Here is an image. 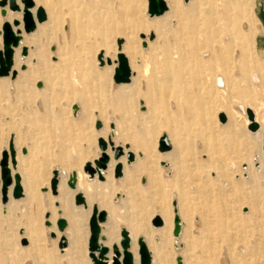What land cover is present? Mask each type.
Masks as SVG:
<instances>
[{
	"label": "rangeland",
	"instance_id": "rangeland-1",
	"mask_svg": "<svg viewBox=\"0 0 264 264\" xmlns=\"http://www.w3.org/2000/svg\"><path fill=\"white\" fill-rule=\"evenodd\" d=\"M40 1L39 6L44 9L47 18L55 14L59 22H63L60 30L65 41L71 37V20L78 21L82 41L74 45V50L64 46V58L70 60L84 54L88 66L92 65L89 58L92 53L97 51L94 56L96 62L97 54L103 53L99 49L102 42L112 39L115 51L118 39L123 40L121 47L125 46V36L107 31L109 24L115 22L119 25L115 15L120 3L125 4L128 17L135 14L147 24L158 22L160 28L135 31L138 48L147 56L142 62L139 56L134 59L125 56L132 73L128 84L115 85L112 81L115 65L112 64V68L106 65L99 67L97 62L94 69L96 78L85 102L71 96L66 76L57 78L54 93L49 97L18 100L10 93L13 92L10 89L16 77L13 80L10 77L0 78V155L7 150L10 139H17L19 146L16 151L23 160L20 164L22 173H15L23 179L22 174L25 175L29 168L42 170L49 197L54 199L49 185L52 172L60 169L62 164L59 159L61 153L71 173L70 170L80 164L81 153L92 160L98 157L101 152L99 138L106 143L110 139L114 146L125 149L130 143L139 144L140 131L146 129V139L150 142L155 139L154 152L159 154L157 141L164 135L172 145L175 144L172 154L179 162L175 168L176 176L170 179L169 184L163 181L171 176L167 166L170 157H165L155 165L160 179L155 185H158L157 189L145 191L140 198L131 199L121 188H97L91 210L104 211L106 216L110 208L116 212L100 228V236L105 238L106 233H110L113 241L109 246L118 245L120 232L128 230L126 221L140 223L143 231L134 238L138 264L137 241H144L143 232L148 233L153 228L150 221L159 217L161 210H168L171 237L175 209L179 219H182L181 229H185L187 224L191 228L186 227L182 237L180 229L175 245L166 241L163 264H177V258L181 264H264V154L261 142L243 127L244 119L247 120L244 111L248 107L257 112L259 121L264 122V76L257 73L261 72L259 66L264 64V56L261 61L262 53L255 50L256 47L264 48V23L258 18L259 5L264 10V0H220L217 8L214 7L216 0H188L187 3L177 0L181 16L192 17L198 28L207 34L203 61L200 64L190 62L182 82L165 78L154 84L147 81L153 69V58L156 54L168 52L172 25L177 26L176 19L169 20L167 0H164L167 12L151 19L147 16L146 0H76L72 7L67 0ZM2 19L0 15V30ZM35 30L28 35L22 34L21 41H28ZM150 32L154 34L151 42L147 40ZM141 34L146 37L145 48L141 46ZM21 46L27 48V53L33 50L30 44L22 43ZM56 49L57 46L52 45L48 51ZM19 57L18 49L15 65L12 66L17 74L27 70L24 65V70L20 71L22 64ZM145 65L148 66L146 70ZM38 83L42 85V82ZM116 90L134 95L133 106L115 99L113 94ZM147 95L155 103L153 113L145 105ZM199 101L203 104L202 112L197 108ZM233 111L236 114L232 115ZM219 113L226 117L224 124L218 121ZM21 149L29 150L27 159L21 154ZM138 149L130 151L134 160L140 156ZM108 154L112 160L113 154L110 151ZM124 161L126 164L125 157ZM121 178H113L112 168V187L117 186L119 183L116 182ZM136 182L140 186L146 180L140 178ZM43 188L44 185L38 188L40 194ZM66 189L71 191L68 187ZM10 195V200L14 201ZM7 204V201L2 204L0 200V264H91L87 256L91 211L87 218L81 219L80 238L76 246L66 247L67 253L61 256L58 241L54 242V235L47 229L50 225L47 222L49 212L42 210L30 226L38 239L28 244L30 253H24L22 248L27 243L20 238L23 227L18 224L15 213L5 209ZM72 206L82 208L75 206L74 201ZM51 208V218L56 222L57 204L53 203ZM183 212L188 215L186 220L182 218ZM54 229L58 232L55 223Z\"/></svg>",
	"mask_w": 264,
	"mask_h": 264
},
{
	"label": "bare ground",
	"instance_id": "bare-ground-1",
	"mask_svg": "<svg viewBox=\"0 0 264 264\" xmlns=\"http://www.w3.org/2000/svg\"><path fill=\"white\" fill-rule=\"evenodd\" d=\"M32 1L34 3V8L31 9V13H32V15H34L35 10L38 8L39 3H41V1L40 0H38V1L32 0ZM67 2L68 3L71 2V4H69V6L72 7L73 4L76 2V0H67ZM187 2H188V0H187ZM187 2H184V3H187ZM220 2H221L220 0L214 1V7L215 8L219 7ZM146 4H147V2H146ZM167 5L169 7V14H168L169 20L170 19H176L177 20V26L172 25L173 30L170 31L171 41H170V46H169L168 52H166L164 54H156L155 53L156 55L153 58L154 59L153 69H152L150 76L147 78V81L149 83H152V84L156 83L158 80L161 81L165 78H174V79L179 80V81H181L183 78H185L186 69H187L188 65L190 64V62L193 61V62L200 64L203 61L202 53L204 52V50L206 48L205 43H206V40L208 39L206 36L207 35L206 32L203 30L201 31L198 28V26L194 23V20L192 17L181 16V12H180V9L178 7V1L177 0H167ZM19 6H20V9H22V6L21 5H19ZM118 7H119V11L116 13L115 16H116L117 21H119L118 22L119 25L116 24L115 22L111 23L107 27V31L116 32L117 34L125 36L127 38V42H126L125 46L121 47V50H120L121 53H124V56H128L132 59L139 56L141 59V62H142V61H144L143 59H145V56H147V55H146L145 51L139 50V48H138L139 42L136 40V36L134 35L135 31H138V32L139 31H145L149 28H153V29L157 30L160 28V24L158 22H153L151 24H147L145 22L140 21V17L135 15V14L132 15L131 17H128L125 14V10H124L125 4L123 2L120 3V5H118ZM168 7H167V10H168ZM221 10H222V8H221ZM20 17H21V12L11 13L7 10L6 16L2 17L3 18L2 21H3V23L8 22L11 24L12 23L11 21L16 19V20H19L21 22ZM158 17H160V16H158ZM148 18H150V17H148ZM152 18H157V17H152ZM2 24H1V26H2ZM62 24H63V22L62 21L59 22L58 17L55 14L52 15L51 17L50 16L48 18L46 17V20L44 22H42L40 24L36 23V26H35L36 30L34 29L35 32H34V34H32L31 38L28 41H26V40L20 41L19 46L16 49H14L13 64L15 65V60H16V57L18 54V49L21 52V48L25 47V46H21L22 43L30 44L33 47V50L26 53V56L23 57L20 55V57H19L20 64H22L19 67V69H20V71H23L24 69H21V67H24V65H26V69H27L26 72L23 71V72L17 74V71L12 69V71H16V74H17V76H15L16 78L14 77L16 80L13 82L12 89H10V91H13L10 93H12V97L14 99H17V100L18 99H24V98L25 99H28V98L29 99H34V98L44 99L49 94L54 93V87H55L57 78L60 76H66L69 80L71 96H73L74 99H78L80 102L86 101V96L90 93V91L93 87L95 78H96L94 69L97 66L98 60L96 59L97 62L94 61V56H95V53L97 51H95L94 53H92L89 56L91 63H92L91 66H88L86 64V55H84V54L80 55V56L76 55V56L72 57L70 60L64 58L65 53H64L63 47L68 45L70 47V49L74 50V45L76 43L79 44L82 41V38L79 37V33H78V31L81 27L80 24L78 23V21L72 19L70 22V30H69L71 33V37H69V41H65L64 40L65 39L64 33L62 30H60ZM124 26H126L125 29L120 28V27H124ZM21 28L22 27L20 25L19 29L21 30ZM150 33H152V32H150ZM22 34H24V33H22ZM149 34H148V36H149ZM24 35H28V34H24ZM141 35H143V34H141ZM148 36H147V40H148ZM139 38H140V36H139ZM145 39H146V37L144 36V39H141L142 42H145L144 41ZM21 40H22V38H21ZM149 42H151V41H149ZM167 42H169V40ZM59 43H61V48L59 46L60 45ZM52 45L57 46V49L55 51L53 50L54 52L53 51L49 52L48 48ZM99 49L103 50V53L100 52L98 54H102L104 65H106L105 60L108 58L111 59V62H112L111 65L112 64L115 65L114 64V61H115L114 57L116 58L118 50L116 48V51H117V53H116L115 48L112 44V39L108 42H102L99 45ZM26 51H27V48H26ZM51 58H53L54 60L51 61ZM96 58H97V56H96ZM111 65H106V66H110L109 68H112ZM143 65H144V62H143ZM146 65H148V64L146 63ZM146 65L144 67L145 70L148 67V66L146 67ZM99 67H102V66L99 65ZM115 67H116V65H115ZM113 72H114V69H113ZM131 75H132V73H131ZM7 77H10V76H7ZM0 78H5V77H0ZM14 78L10 77V79H12V80ZM196 81L198 82V79H196ZM38 82H42V85L39 83L41 86L40 87L36 86L35 87L36 89H35L34 85L36 83L38 84ZM126 84H128V83H126ZM117 85H119V84H117ZM120 85H124V84H120ZM122 91L123 90H116L113 94L114 98L118 99V100H123L125 102V104H127L129 106H133L134 95H132L131 93L124 94ZM220 91H223V89H220ZM74 103H76V102H74ZM11 105H13V103H11ZM145 105L147 107V110L149 109V110H151L150 113H153L155 103L152 101V99L149 95H147V97H146ZM197 108H198L199 112H202L203 104L201 101H199L197 103ZM247 109L250 110L249 107ZM247 109H245L244 113L246 112ZM252 113L254 116V120L259 125V130L255 133H252V137H257L258 141L261 142L262 132L264 131V122L258 120L256 111L252 110ZM220 114H222V113H219L217 115V118ZM234 114H236V113L233 111L232 115H234ZM245 115H246V113H245ZM246 118H247V116H246ZM225 119H226V117H225ZM247 120L244 119V121H243V127H246V130H247V124H249L248 123L249 121H247ZM227 121H228V117H227ZM227 124H228V122H227ZM110 129H111V127H110ZM147 131L148 130H146V129L144 131H140L141 137H140V143L139 144L136 145V144L130 143L128 145V148L125 147V149L120 147L122 149L123 155L117 161H114L113 158H112L113 161L111 160L110 155L108 154V151H110L113 154L112 149H115L119 146H114L115 144L113 145L112 142L110 141V139H108V141L106 143V141H104L102 138H99L105 142V144H106L105 154L109 157V162L107 164L106 170L101 171L102 180H104V181L102 182V180L98 179L97 173H94V175L92 177H90L89 175H87L83 172V167L86 163H90V166L92 168H94L93 161L98 159L102 152H100L98 157L96 159H93V160H92V158H89L87 155L81 153L80 164L77 165L73 170H70V171H72L71 173L74 172L76 174L75 189L71 190V191H68L66 189V187H67L66 181L70 177L71 173L69 172V168L67 165L68 162L65 159L64 154L61 153L59 155V159H60L62 164L60 166V169L57 170L58 171V184H57V188H56V195L51 194L50 187H49L50 194L52 196H55L54 199L49 197L48 188L46 185L47 181L44 183V181L42 179V174H43L42 170L36 171L33 169L34 170L33 171L31 168H29L28 172L25 175L22 174L23 179L18 173H15V172H21L22 171V170L20 171V164L22 163L23 159L19 156L18 151H16L17 146H19L17 139H13V140L10 139V141H12V145H13V148L15 151V166L12 167L10 160L8 158V167H9L10 174L12 177V184L9 186L8 191H7V198H6L7 200L6 201L8 204L5 207V209L8 210V212H14L15 217L18 221V224H20L23 227V229H22L23 233L20 234V238H24L22 240L25 243H27L22 248L24 253H30L31 248L28 246V244L31 245L34 241H36L38 239L36 232H34L30 228V226H31L33 220L40 215L42 210H48V212H49V217L47 218V222L50 225H49V227H47V229H48V231H50V234L54 235V242L58 241L57 245L61 240H64V242H65V247L58 248V252L60 253V255L64 256L68 250V248H66V247L76 246V244L80 238L79 237L80 236L79 227L81 224V219L83 217H84V219L87 218L90 214V211H91V215H92L93 210H95L96 214L100 213L96 210V208H92V210H91V205L94 204L93 198L96 195V189L97 188H99V187L104 188V189L121 188V189L125 190V192H126L125 194H128L129 197L131 196V199L140 198V194L144 193L145 191L150 190V189H157L156 187L158 185L157 186H155V185L159 184L160 179H158V176L156 174L158 171L155 168L156 167L155 165L158 163V161L165 159V157H167V158L170 157V158H168L169 162H167L168 163L167 166H168V173L170 171L171 176L170 177L167 176V178H165L163 181H165L166 184L167 183L169 184L170 179L174 178L176 176V169L175 168H176V165L179 164V162L177 160V156H174V154H172L174 152L175 144L172 145V143L169 142L170 141L169 140L168 142L171 143L170 145H172L170 151L165 152V153H160L157 151L159 154H156L154 152L155 139L152 142H150V140L146 139V135H148ZM249 133H251V132H249ZM13 138H14V136H13ZM157 144H158V141H157ZM108 147H109V150H108ZM136 149L139 150V153H140L139 158H135L134 162H131V164L126 163V164H129V165H126L125 161H124V157L126 160V155L128 153H131L130 151H135ZM22 150H25V149H21V151ZM3 151L8 152V146H7V150H3ZM21 154L25 155V157L27 159L29 156V150L26 149L25 153L23 154L21 152ZM0 158H1V155H0ZM84 161H88V162H84ZM83 162L85 163L84 165H82ZM118 163H120L122 165V176H121L122 178L120 177L121 180L119 182H116V183H119L117 186L114 185L115 187H112L113 181L111 179V172H112V168L114 170L115 165ZM166 167L164 169H167ZM81 168H82V171H81ZM66 171H68V172H66ZM15 174H17L20 178V186H21V190H22L21 197L22 198L20 197L21 198L20 200L14 199V201H11L9 198V195L11 194L12 189H13V175H15ZM134 178H136V180ZM140 178H144L146 180V182H145V184L139 186L136 181ZM157 180H158V183H156ZM124 181H125V183H124ZM99 183H101V184H99ZM43 185L45 186V188L41 189L44 191H41L42 193L40 194L38 192V188L43 186ZM215 189L217 190V188H215ZM199 192H200V189H199ZM77 194H81L83 199H84V205H79L82 207L81 209L75 208L72 206V201H74V197ZM0 197L2 199L1 194H0ZM11 198H12V196H11ZM5 203H2V204H5ZM53 203L57 204V211H58L57 221L62 220L65 223V228L63 229V231L57 232L54 229V223L56 225L57 221L55 222L54 219L51 218V214L53 211L51 206ZM79 206H77V207H79ZM183 211H185V210H183ZM101 212H104V211H101ZM180 212L182 213V211H180ZM204 213H205V211H204ZM173 214H174V212H173ZM115 215H116L115 209L110 208L109 212H107L105 223L104 222H103L104 224L101 223L99 225V227L102 228L103 225L107 224L108 221L111 218H113V216H115ZM159 215L160 216L157 218H159L161 220V222H162L161 226L162 227L161 226L160 227H153L151 225L153 228H151L150 232H148V233L143 232L144 233V236H143L144 241L143 242L146 245V248L150 254L151 264H163V262H162L163 247H164L167 240L171 241L173 243V245H175L178 242V239H177L178 237H174L173 235L170 237L171 215L168 212V210H166V209L161 210L159 212ZM174 215H177V212ZM174 215H173V218H174ZM179 216L177 215L178 220H179V224H180V229H181V227H182L181 223H180L181 218L179 219ZM155 218L156 217H154L153 219H155ZM182 218H183V220H186L188 218V215L186 212H183ZM151 221H150V224H151ZM181 222H182V219H181ZM126 226L128 228V230H126V233H127V236H128L129 242H130L129 252L131 253V255L133 257V264H136V256H135L136 245H135L134 238H135L136 234L141 233L143 231V229L141 228L140 223H138V222L132 223V222L126 221ZM186 227H187V229L190 230L191 225L187 224ZM186 227H185V229L184 228L181 229V234L179 233L180 237H182L184 232H186ZM172 229H173V220H172ZM180 237H179V239H181ZM25 239H27V241ZM102 239H104V241H102ZM112 239L113 238H112L110 233H106L105 238H103L102 236H100V238H99V244L103 247L108 248V250H109V253L107 254L108 264L112 263V253H111L112 246H117V248L120 251L119 243H118V245L115 244V245L109 246L110 243L113 241ZM175 239H177V240H175ZM138 240H140V239H138ZM175 249L176 248H174V250ZM137 250H138V245H137ZM177 259H179V258H177ZM180 264H181V262H180Z\"/></svg>",
	"mask_w": 264,
	"mask_h": 264
},
{
	"label": "water",
	"instance_id": "water-1",
	"mask_svg": "<svg viewBox=\"0 0 264 264\" xmlns=\"http://www.w3.org/2000/svg\"><path fill=\"white\" fill-rule=\"evenodd\" d=\"M147 2V15L148 17H158L164 14L167 11V5L164 0H146ZM187 2V0H184ZM22 9H20V6ZM34 8V3L32 0H0V15L2 17L6 16L7 10L11 13H19L21 12V22L19 20H13L12 23L4 22L1 26L0 37L2 42V50L0 51V77L10 76L14 78L16 76V71H12L13 65V54L14 49H16L21 41L22 33L29 34L34 31L36 23L40 24L46 20V14L42 7H38L35 10L34 15L31 13V9ZM258 18L264 23V10L261 5H259ZM21 25V30L19 29ZM141 39H144V35H140ZM154 39V34L150 33L148 36V40L152 41ZM118 53L116 55L114 64L116 67L114 68V72L112 75V81L115 85L117 84H126L130 81L131 71L128 65V60L121 53V45L123 44L122 39H118L116 41ZM141 46L143 48L146 47V43L142 42ZM26 48L22 47L20 55L26 56ZM100 66L104 65V61L102 58V54H98L97 58ZM106 65H111V60H105ZM24 69V67H21ZM40 87L41 85L38 83L36 85ZM76 108V107H75ZM74 108V109H75ZM246 116L249 121L247 125V130L251 133H255L259 130V125L254 120V116L251 110H246ZM218 121L223 124L226 119L223 114L218 116ZM98 148L102 152L100 157L93 161L94 168L90 166V163H86L83 167V172L90 177L94 175V173L98 174V179L102 180L101 171L106 170L107 164L109 162V157L105 154L106 144L102 139L98 140ZM171 145L168 142L166 136L162 135L157 144V151L160 153H165L170 151ZM113 150V160L117 161L120 157H122L123 152L120 147H117ZM261 150L264 153V131L262 132L261 137ZM23 154L25 150L21 151ZM8 158L12 167L15 166V151L12 145V141L8 144V152L2 151L0 158V194L2 196L1 202L5 203L7 198V191L9 186L12 184V177L10 174V170L8 167ZM134 161V156L131 153L126 155V163H131ZM122 176V165L120 163L116 164L113 170V177L115 179L120 178ZM58 184V171L54 170L52 172V178L50 180V191L52 195H56V188ZM76 185V174L71 173L70 177L66 181V186L70 190H74ZM22 195V190L20 186V178L17 174L13 175V189L11 192V196L13 199H18ZM74 204L76 206L84 205V199L81 194H77L74 197ZM174 214L176 211L174 209ZM106 220V213L100 212L97 213L93 210L92 215L88 219V229H89V238L87 243V256L90 259L91 264H108L107 262V254L109 253L108 248L103 247L99 244L100 238V227L99 225ZM151 225L153 227H160L162 222L159 218H155L151 221ZM56 227L58 231H63L65 228V223L62 220L57 221ZM180 233V224L177 215H174L173 218V229L172 235L174 237H178ZM138 250V263L139 264H151L150 254L144 244L143 240L140 239L137 242ZM58 248L65 247L64 240H61L58 243ZM120 251L117 246H112V263L111 264H133V257L129 252L130 242L127 236L126 231L122 230L120 232V241H119ZM176 263L180 264V260L176 259Z\"/></svg>",
	"mask_w": 264,
	"mask_h": 264
},
{
	"label": "crops",
	"instance_id": "crops-1",
	"mask_svg": "<svg viewBox=\"0 0 264 264\" xmlns=\"http://www.w3.org/2000/svg\"><path fill=\"white\" fill-rule=\"evenodd\" d=\"M256 51H258V52H260V53H262L261 54V61H262V59H263V56H264V48H258V47H256V49H255ZM264 61V60H263ZM259 68H260V70H261V72H257L258 73V75H262V77L264 76V64H261L260 63V66H259ZM261 73V74H260ZM256 75V77L258 78V75L257 74H255ZM259 79V78H258ZM260 81V80H259Z\"/></svg>",
	"mask_w": 264,
	"mask_h": 264
}]
</instances>
